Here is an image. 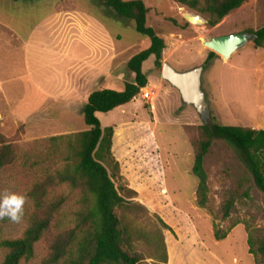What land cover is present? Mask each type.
Returning a JSON list of instances; mask_svg holds the SVG:
<instances>
[{"label":"rangeland","instance_id":"374dc122","mask_svg":"<svg viewBox=\"0 0 264 264\" xmlns=\"http://www.w3.org/2000/svg\"><path fill=\"white\" fill-rule=\"evenodd\" d=\"M144 2L147 24L165 41L162 63L178 71L204 65L212 51L207 39L264 25V0H245L214 26L201 10L206 0H197V7L178 0ZM185 13L203 21L191 23ZM10 28L28 40L26 58L20 37ZM149 44L134 22L119 17L105 0H0V146L14 151L13 161L0 168V242L20 238L34 221L50 218L33 256L21 264H45L54 240L76 226L83 191L60 182L55 173L70 162L66 136L87 127L82 108L43 96L24 77L25 70L53 95H73L69 71L79 66L82 72L93 71L91 77L108 67L92 78L93 86L105 77L107 85L121 88L132 79L127 62ZM216 55L202 73L207 122L264 129V45L255 47L251 40L228 59ZM143 71L151 99L139 93L123 106L98 113L102 127H114L117 188L127 200L146 207L142 215L117 209L138 227L134 248L143 258L140 264H254L247 237L249 230L264 237V192L237 151L214 138L204 161L207 202L199 206L192 166L204 120L162 77L153 55L144 61ZM233 190L239 195L225 217L221 206ZM217 230L229 232L218 240ZM7 252L0 247V264Z\"/></svg>","mask_w":264,"mask_h":264},{"label":"trees","instance_id":"16d2710c","mask_svg":"<svg viewBox=\"0 0 264 264\" xmlns=\"http://www.w3.org/2000/svg\"><path fill=\"white\" fill-rule=\"evenodd\" d=\"M17 1V0H15ZM197 7V0H178ZM245 0H206L201 8L209 14L208 24L216 25L231 11L239 8ZM107 7L116 14L134 22L135 30L148 37L147 48L133 55L127 62L132 75L125 80L121 88L106 84L105 77H100L98 84L89 93L83 107L84 130L71 133L69 147L72 150L66 166L55 173L60 182H67L73 188L83 191L81 207L76 212V226L70 232L59 235L52 245V254L45 264H140L142 256L135 250L134 241L139 230L126 220L125 214L118 215L117 209L134 210L139 215L146 211L140 203L127 200L117 188L114 179L118 178L119 162L112 153L114 127H102L99 112L112 111L132 101L142 87L148 84V76L143 71V63L154 56L155 67L162 68L165 41L154 27L147 24L149 7L144 0H105ZM253 34L255 47L264 45V25L257 29H247ZM216 52L209 51L204 68L215 57ZM197 153L192 166L198 178L197 203L205 207L207 202L208 174L204 161L214 138L225 140L238 153L240 160L252 176L255 185L264 192V129L247 128L239 125H222L214 121H204L201 126ZM57 137H54L55 139ZM14 151L10 145L0 146V168L12 162ZM111 171V172H110ZM53 181V176H48ZM132 194L135 191L128 189ZM238 190H233L221 206L227 217L238 197ZM58 206V205H55ZM165 224V223H164ZM50 225V218L34 221L16 239H5L0 247L7 249L1 264H21L34 254V246L41 239ZM229 231H215L216 239H224ZM248 251L254 255V264H264V237L255 236L249 230L247 237ZM164 245V242H163ZM164 259L167 262V250L164 246Z\"/></svg>","mask_w":264,"mask_h":264},{"label":"water","instance_id":"95a60500","mask_svg":"<svg viewBox=\"0 0 264 264\" xmlns=\"http://www.w3.org/2000/svg\"><path fill=\"white\" fill-rule=\"evenodd\" d=\"M184 17L191 23H200L203 20L196 15L185 13ZM253 34L249 32H233L211 37L205 41V44L211 47V50L223 55L228 59L234 52L243 47L249 41L253 40ZM204 65L178 71L168 62H163L162 77L176 87L186 104L193 105L204 121L209 118V109L206 94L202 88V73Z\"/></svg>","mask_w":264,"mask_h":264},{"label":"crops","instance_id":"0c3cea01","mask_svg":"<svg viewBox=\"0 0 264 264\" xmlns=\"http://www.w3.org/2000/svg\"><path fill=\"white\" fill-rule=\"evenodd\" d=\"M7 28H9V27H7ZM11 31L14 33L13 34L14 36H16L17 38L20 37L18 39L23 43L24 47H22L23 48L22 52L24 54V58H26L28 40H24V38L22 39V36H19L18 34H16L14 30L11 29ZM25 42H27V44ZM81 68H82V66H79L78 68L75 67L73 71H69V76H72L73 79H74V82L72 81L73 84H74V87L72 88L73 95L71 97H66L64 95H61L60 92L57 93L58 95H53V94H50L49 92L44 91L43 89H41L40 85H37L35 83V81L38 82V80H37V78L34 76V74L32 72H31V74H29V69L25 70L24 77L30 78L31 81L33 82V84L38 89V91H40L43 94V96H46V97H48L50 99H53V100H56V103H58L59 105H61L60 102H69L68 106L73 104V105H75V107H78L79 109H81V108L83 109L84 105L87 102V98H88L89 93L95 88L93 86L94 83L92 84V78L99 77L102 74L107 73L108 67L106 68L107 70H104L102 72L101 71L95 72V76L94 77L93 76L91 77L93 71L90 72V70L89 71L84 70L82 72V71H80ZM37 75H38L37 77L39 79L40 74H37ZM65 84H67V83H65ZM91 88H93V89L89 90ZM82 115H83V113H82Z\"/></svg>","mask_w":264,"mask_h":264},{"label":"built area","instance_id":"2783aa9c","mask_svg":"<svg viewBox=\"0 0 264 264\" xmlns=\"http://www.w3.org/2000/svg\"><path fill=\"white\" fill-rule=\"evenodd\" d=\"M147 86L142 87L141 90H140V93H141V95H142V97L144 99L149 100V99H151V91L146 90L147 89Z\"/></svg>","mask_w":264,"mask_h":264},{"label":"bare ground","instance_id":"6f19581e","mask_svg":"<svg viewBox=\"0 0 264 264\" xmlns=\"http://www.w3.org/2000/svg\"><path fill=\"white\" fill-rule=\"evenodd\" d=\"M206 45V44H205ZM208 48H210L211 49V47H209L208 45H206Z\"/></svg>","mask_w":264,"mask_h":264}]
</instances>
